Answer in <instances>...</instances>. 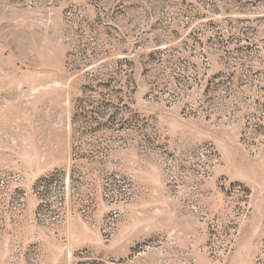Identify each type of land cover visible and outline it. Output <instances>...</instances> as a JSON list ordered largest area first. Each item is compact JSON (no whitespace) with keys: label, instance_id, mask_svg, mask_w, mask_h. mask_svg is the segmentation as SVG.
Wrapping results in <instances>:
<instances>
[{"label":"rangeland","instance_id":"obj_1","mask_svg":"<svg viewBox=\"0 0 264 264\" xmlns=\"http://www.w3.org/2000/svg\"><path fill=\"white\" fill-rule=\"evenodd\" d=\"M0 264H264V0H0Z\"/></svg>","mask_w":264,"mask_h":264}]
</instances>
